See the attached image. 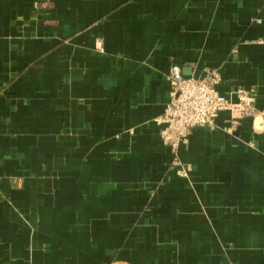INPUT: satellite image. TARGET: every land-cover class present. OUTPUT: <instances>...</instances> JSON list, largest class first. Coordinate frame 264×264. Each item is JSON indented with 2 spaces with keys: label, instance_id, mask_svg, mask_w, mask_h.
<instances>
[{
  "label": "crops",
  "instance_id": "crops-1",
  "mask_svg": "<svg viewBox=\"0 0 264 264\" xmlns=\"http://www.w3.org/2000/svg\"><path fill=\"white\" fill-rule=\"evenodd\" d=\"M171 57L264 109V0H0V264H264V117L194 127L178 175Z\"/></svg>",
  "mask_w": 264,
  "mask_h": 264
},
{
  "label": "built area",
  "instance_id": "built-area-1",
  "mask_svg": "<svg viewBox=\"0 0 264 264\" xmlns=\"http://www.w3.org/2000/svg\"><path fill=\"white\" fill-rule=\"evenodd\" d=\"M96 48L103 49L102 39L97 40ZM166 76L169 83L168 101L164 112L155 121L162 125L160 134L172 155L170 167L180 176L188 177L192 169L189 163L182 160L180 147L188 143L194 127H213L221 111L230 112L232 127L246 115L252 116L254 122L264 117V109L255 105L254 86H238L228 92L219 90L222 74L218 68L209 69L203 76L186 74L171 57Z\"/></svg>",
  "mask_w": 264,
  "mask_h": 264
},
{
  "label": "water",
  "instance_id": "water-1",
  "mask_svg": "<svg viewBox=\"0 0 264 264\" xmlns=\"http://www.w3.org/2000/svg\"><path fill=\"white\" fill-rule=\"evenodd\" d=\"M183 72L190 74V73H193V70L191 68L184 67Z\"/></svg>",
  "mask_w": 264,
  "mask_h": 264
}]
</instances>
